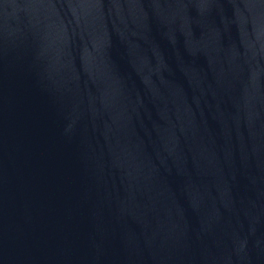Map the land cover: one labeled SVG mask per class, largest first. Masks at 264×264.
I'll return each mask as SVG.
<instances>
[{"label": "water", "instance_id": "obj_1", "mask_svg": "<svg viewBox=\"0 0 264 264\" xmlns=\"http://www.w3.org/2000/svg\"><path fill=\"white\" fill-rule=\"evenodd\" d=\"M0 264H264V0H0Z\"/></svg>", "mask_w": 264, "mask_h": 264}]
</instances>
